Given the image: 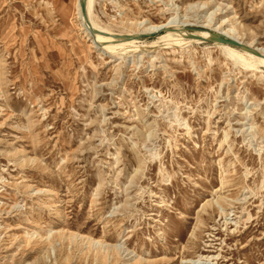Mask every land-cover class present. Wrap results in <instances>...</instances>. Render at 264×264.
<instances>
[{
    "label": "rangeland",
    "instance_id": "1",
    "mask_svg": "<svg viewBox=\"0 0 264 264\" xmlns=\"http://www.w3.org/2000/svg\"><path fill=\"white\" fill-rule=\"evenodd\" d=\"M75 1L0 0V264H264V66L172 47L175 24L110 54ZM92 19L113 41L225 20L264 48V0H95Z\"/></svg>",
    "mask_w": 264,
    "mask_h": 264
},
{
    "label": "bare ground",
    "instance_id": "2",
    "mask_svg": "<svg viewBox=\"0 0 264 264\" xmlns=\"http://www.w3.org/2000/svg\"><path fill=\"white\" fill-rule=\"evenodd\" d=\"M80 1L81 0L75 1V8H76V12H77V17H78L80 24H81L80 26L83 27V31L88 36L93 37L94 44H97V45L102 44L103 45L102 51H106L110 54L111 53L114 54L118 50L120 53H129V52H134L141 47L139 45L141 41L136 40V39L124 40V39L120 38L117 41H113L112 38H107V35H112V33H110L109 30H107L105 28L98 27V25L92 19L95 0H86V19L88 20V22L90 24V26L87 28V26L85 24V20L83 19V16L81 13ZM206 5L207 4H205V3H201L200 7H205ZM225 22H226L225 20H222L216 26H214V27L212 26L213 28L208 30V31H204V32H201V33L195 34V35L191 34L192 36L197 37V39L189 37V34L185 31V28L187 27V22L183 21V20H182V22L180 21L178 23H176L173 20V21L164 23L160 26L157 25V26H153V27L152 26L151 27H143V29L138 30L137 33L125 34V35H121V36H135V35H139V34H151V33H154L155 31H160V30H163L165 28H170V27H168L170 24H175L176 27H180V28L182 27L183 29H174V28L169 29L170 32L167 35L163 36L161 39L164 41L165 40L171 41L172 43H170V44H172V47L174 45V46L183 48V47L193 45V44H200L202 41L198 38L206 39V38H209L211 35L214 34V35H218L221 37H225L227 39L237 41L238 43L244 45L245 47H247L248 49L251 50V52H247L244 50L236 49V48L231 47V46H226V45H221V44L215 43L214 45L217 48H220L222 50V52H223L222 54L225 55L224 57H227L228 59H230L235 64L241 65L247 69L257 70L258 67L264 66V48H258L250 42L242 41L241 39H239L237 37L235 30L232 27H227ZM141 25L142 24H139V27ZM94 30H97V33H93ZM170 44L169 45L167 44V46H170ZM142 49H144V46ZM139 264H142L141 261H139Z\"/></svg>",
    "mask_w": 264,
    "mask_h": 264
},
{
    "label": "water",
    "instance_id": "3",
    "mask_svg": "<svg viewBox=\"0 0 264 264\" xmlns=\"http://www.w3.org/2000/svg\"><path fill=\"white\" fill-rule=\"evenodd\" d=\"M80 8H81V13L83 16V19L85 20V24L87 26V28L90 26L88 20L86 19V0H81L80 1ZM93 33H97V30H94ZM154 34H139V35H135V36H117L118 39L122 38L124 40H129V39H136V40H141V39H145V38H150L152 37ZM189 37L191 38H196L195 36H192L191 34H189ZM200 39L202 42H211V43H217V44H221V45H226V46H231L240 50H244L247 52H251L250 49H248L247 47H245L244 45L238 43L237 41L231 40V39H227L225 37H221L218 35H211L209 38L206 39Z\"/></svg>",
    "mask_w": 264,
    "mask_h": 264
}]
</instances>
